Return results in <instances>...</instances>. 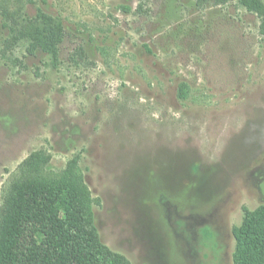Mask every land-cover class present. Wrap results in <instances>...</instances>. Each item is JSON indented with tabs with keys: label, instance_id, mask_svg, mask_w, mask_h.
Here are the masks:
<instances>
[{
	"label": "rangeland",
	"instance_id": "1",
	"mask_svg": "<svg viewBox=\"0 0 264 264\" xmlns=\"http://www.w3.org/2000/svg\"><path fill=\"white\" fill-rule=\"evenodd\" d=\"M46 24L57 55L31 37ZM38 152L51 173L76 165L129 264H233L235 228L264 204V12L0 0V208Z\"/></svg>",
	"mask_w": 264,
	"mask_h": 264
},
{
	"label": "trees",
	"instance_id": "2",
	"mask_svg": "<svg viewBox=\"0 0 264 264\" xmlns=\"http://www.w3.org/2000/svg\"><path fill=\"white\" fill-rule=\"evenodd\" d=\"M243 3L250 10L264 12L261 0ZM30 33L37 46L57 55L62 29L46 24L42 30L30 29ZM179 94L187 98L186 85H181ZM49 160L45 152L31 155L20 166L22 179L11 185L3 199L0 264H129L103 243L89 189L76 165L51 173L47 170ZM234 236L233 264H264V204L245 212Z\"/></svg>",
	"mask_w": 264,
	"mask_h": 264
}]
</instances>
